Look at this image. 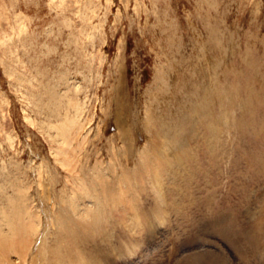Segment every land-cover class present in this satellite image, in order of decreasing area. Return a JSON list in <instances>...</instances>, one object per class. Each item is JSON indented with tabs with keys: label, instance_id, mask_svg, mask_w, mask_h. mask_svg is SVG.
<instances>
[{
	"label": "rangeland",
	"instance_id": "374dc122",
	"mask_svg": "<svg viewBox=\"0 0 264 264\" xmlns=\"http://www.w3.org/2000/svg\"><path fill=\"white\" fill-rule=\"evenodd\" d=\"M248 81L262 90L264 0H0V264H70L53 256L55 237L69 238L128 195L136 197L124 214L114 220L106 213L107 228L130 225L137 217L132 200L144 206L140 219L154 216L155 191L148 185L145 199L150 177L140 176L151 167L140 172L152 130L180 126L189 133L181 124L192 107L205 99L222 107L221 97L227 101ZM233 109L223 119L232 140L234 116L242 112ZM229 165L223 158L215 173L218 225L200 200L214 186L192 181L186 189L198 202L185 214L168 208L165 218L152 219L150 232L126 230L139 246L108 264H188L196 257L197 264L215 257L220 264H264V245L261 255L243 258L225 236L234 229L246 236L260 224L264 180ZM253 169L264 174L256 162Z\"/></svg>",
	"mask_w": 264,
	"mask_h": 264
},
{
	"label": "bare ground",
	"instance_id": "6f19581e",
	"mask_svg": "<svg viewBox=\"0 0 264 264\" xmlns=\"http://www.w3.org/2000/svg\"><path fill=\"white\" fill-rule=\"evenodd\" d=\"M239 89L233 91V94L232 92H229L230 95L227 101L224 95L221 97L222 100L220 104L222 107H213L211 102L206 99L201 102V106H199V103L194 108L191 105L193 108H189L192 110L191 114L188 115L186 119L183 118L185 125L181 124L183 127L186 125L191 126V129L188 128L190 129L189 133L184 131L181 133L182 127L180 126H178V128H173L170 126H158L156 130H152L150 144L148 143L149 145L146 148V151H149L150 158L148 161L143 159V168H141L140 172H143L148 165L150 166V164L151 167L147 168L144 174H141L140 176L150 177V181L146 184V190L144 191L145 199L149 198V189L147 190L148 185H150L155 191V197H153V199L150 201L153 212L156 213L154 216H149L146 219H140L138 211L144 206H139L136 200H132L130 209L132 210V215L137 216L132 217V219H136L138 222L136 220L131 221L130 225L126 226V229L119 226L107 228V224H105V222L109 223L110 219L108 220V218L110 217L106 215V213L112 216L113 214H124V211L128 210L127 207L128 203L130 202L128 200H130L132 196H135L128 195L119 202L105 207V212L103 214H94L93 216L96 220H93L91 224H84L78 229V231L74 230L73 233L69 235V238L67 237V239L65 238V240H63L55 237L56 240H58L57 243H59L58 245L60 249L58 248L56 251L51 250L50 253L54 252L55 254H53V256H59V258L62 259H65V257L66 259L69 258L71 261L70 264H89L90 261L94 264H102L103 262L108 264V260L113 261V259H120L129 255V253L135 252L140 241L136 240L133 236H128L126 230L127 232L129 230L133 231V229L137 228V226H142L144 229H147L150 232V230L157 227L153 224L152 219L157 218L161 220L165 218L169 214V209L171 208L178 209L180 210L179 213L185 214V209L190 208V204L199 201L191 200L194 195H189L190 192L186 189L189 187V185H191L192 181H197V184L198 182L207 180L206 182L209 184L212 183L211 186H214V189L210 188L207 191L209 195H203L204 198L200 200L202 201V204H206V215L212 219H217L216 223L218 225L217 221L219 217L216 216V213L218 212L217 208H220L219 203L221 201L214 200V198L216 199L217 197L216 189L220 180V177L216 174H220L222 172H220V169L222 170L223 158L227 157L229 159V167L231 166V169L232 167H244V171L247 173L246 175H249L252 179H256L257 183H260L261 180H264V174L260 176L259 173H254L253 169L254 162H256V166L258 168L264 167V147H261L262 145L264 146V85H262V90L260 91V88L254 86L253 82L250 83V81H248L241 89L245 91V93ZM234 94L238 95L241 98V101L238 100L236 103L235 100H232V95ZM236 105L242 108V112L235 114L234 116L235 129L232 133V137H234L232 140L231 137L228 138L227 135H224L228 134V132H231L229 130L232 126L229 122H226L228 127L225 130V126H223V119L228 116L229 108L233 111V107ZM175 122L176 121L174 119V123ZM254 122L259 124L255 126ZM182 134H185L183 135V138H181ZM250 145L254 149L250 148ZM239 163H242V165L237 166ZM139 169L137 170L138 172ZM168 179L172 181L171 184L167 183ZM248 180L254 183V181H251L250 178H248ZM134 182L136 184V181ZM143 183L144 182L141 184L142 186H144ZM198 184L200 185V183ZM260 191H262V195H264V188H261ZM167 204H169L170 207H168L169 205ZM118 206L119 209L116 212L115 210ZM15 217L18 227L22 219L18 214ZM114 217L115 215L113 218ZM8 218L10 217L8 216ZM120 218L122 217L120 216L119 219ZM216 223L214 222L212 224V229L216 232H221L222 229L217 227ZM10 227L13 229V225ZM90 227L94 228V233L92 237H86L84 232ZM79 230L83 231L79 232ZM255 231L258 233H255ZM234 232L236 236L232 234L233 231L230 233V235L225 234V236H230L232 244L235 246V250L239 257L245 258L254 255H261L260 251L263 250L261 245H264V214H262L260 224L254 228L250 234L246 230V236H244L243 233L237 232L236 229H234ZM114 233H116L119 238H115V240L112 242ZM2 235L6 236L5 233H2ZM232 236H235L236 238L233 240ZM97 238L101 239L102 244H96ZM122 240H124V244L122 243ZM247 242L251 247L248 253L245 249L246 245L244 247V244ZM4 243L5 242L1 240L0 247H6V245L4 246ZM93 244H96L97 247L96 245L92 246ZM58 245L56 244L57 247ZM86 246H89V248H86ZM77 251L79 252L77 253ZM113 253H115V257H113ZM263 253L264 252L262 251V255ZM1 255L4 256L3 254ZM53 256L52 258L54 259L55 257ZM218 256L219 255H217V257ZM58 259L55 258V261ZM199 260L200 257H196L192 261L190 260L191 262L187 261V263L197 264ZM221 261L224 260L220 258L216 259L215 257L214 260H209V262L202 264H220ZM58 262H60V259ZM58 262L57 264H59Z\"/></svg>",
	"mask_w": 264,
	"mask_h": 264
}]
</instances>
